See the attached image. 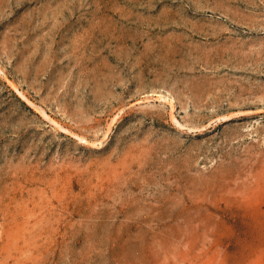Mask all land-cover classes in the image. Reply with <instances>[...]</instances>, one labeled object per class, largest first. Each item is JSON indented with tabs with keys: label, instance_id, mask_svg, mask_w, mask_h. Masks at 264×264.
<instances>
[{
	"label": "rangeland",
	"instance_id": "rangeland-1",
	"mask_svg": "<svg viewBox=\"0 0 264 264\" xmlns=\"http://www.w3.org/2000/svg\"><path fill=\"white\" fill-rule=\"evenodd\" d=\"M0 67V264H264V0H0Z\"/></svg>",
	"mask_w": 264,
	"mask_h": 264
},
{
	"label": "bare ground",
	"instance_id": "bare-ground-1",
	"mask_svg": "<svg viewBox=\"0 0 264 264\" xmlns=\"http://www.w3.org/2000/svg\"><path fill=\"white\" fill-rule=\"evenodd\" d=\"M0 71H3L0 67ZM17 88V87H16ZM159 99L161 100H165L167 101L171 107H172V111L174 112L175 109H176V103L174 102V100L170 97V96H166V95H159ZM44 116L47 117L46 113L43 111L42 112ZM173 118L174 120L176 121L177 125L180 127V128H184V124L180 123L177 118L173 115ZM224 118V117H223ZM226 118V117H225ZM117 119V117L115 118ZM228 119V118H227ZM118 120V119H117ZM60 128H63L60 126ZM81 141H83L84 143H86L87 145L91 146V147H94V148H97V149H102L103 147H105L108 142H109V133L106 135V138L104 140H101V141H92L90 140L89 138H86V137H79Z\"/></svg>",
	"mask_w": 264,
	"mask_h": 264
}]
</instances>
